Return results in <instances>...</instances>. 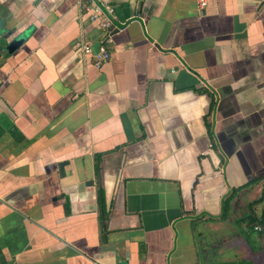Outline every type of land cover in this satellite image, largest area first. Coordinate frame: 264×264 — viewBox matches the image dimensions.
<instances>
[{"label":"crops","instance_id":"obj_1","mask_svg":"<svg viewBox=\"0 0 264 264\" xmlns=\"http://www.w3.org/2000/svg\"><path fill=\"white\" fill-rule=\"evenodd\" d=\"M104 2L0 0V264H264V0Z\"/></svg>","mask_w":264,"mask_h":264},{"label":"built area","instance_id":"obj_2","mask_svg":"<svg viewBox=\"0 0 264 264\" xmlns=\"http://www.w3.org/2000/svg\"><path fill=\"white\" fill-rule=\"evenodd\" d=\"M80 6L89 14L91 21H98L101 24L103 36L99 46V51L93 53L91 45L83 38L78 41L79 49L82 51L84 57H92L95 60L97 67H101L104 63L110 61L112 53L110 44L113 35V22L110 15L113 14L114 9L107 5L104 0H78ZM207 0H198L201 8L206 5Z\"/></svg>","mask_w":264,"mask_h":264},{"label":"water","instance_id":"obj_3","mask_svg":"<svg viewBox=\"0 0 264 264\" xmlns=\"http://www.w3.org/2000/svg\"><path fill=\"white\" fill-rule=\"evenodd\" d=\"M4 27V23L0 17V29H2ZM20 43V41H17V43L13 44L11 47V49L13 50L14 47H16L18 44ZM62 167V165L60 166V168ZM197 264H255L253 261L251 260H241V261H205L204 259H200L199 263Z\"/></svg>","mask_w":264,"mask_h":264},{"label":"rangeland","instance_id":"obj_4","mask_svg":"<svg viewBox=\"0 0 264 264\" xmlns=\"http://www.w3.org/2000/svg\"><path fill=\"white\" fill-rule=\"evenodd\" d=\"M242 233H244V238L248 239V240H246L248 242V244L252 248H254V246L256 247V244H255V242H253L254 240H252V239H255L256 238V235H257L258 231H254L253 229H248V230L246 229Z\"/></svg>","mask_w":264,"mask_h":264},{"label":"trees","instance_id":"obj_5","mask_svg":"<svg viewBox=\"0 0 264 264\" xmlns=\"http://www.w3.org/2000/svg\"><path fill=\"white\" fill-rule=\"evenodd\" d=\"M102 198H103V194L100 192V207L102 210V222L103 221L105 222L106 214H105L104 200Z\"/></svg>","mask_w":264,"mask_h":264}]
</instances>
